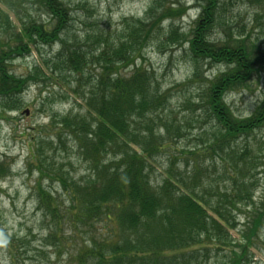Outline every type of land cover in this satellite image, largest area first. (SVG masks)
Instances as JSON below:
<instances>
[{
  "label": "trees",
  "instance_id": "trees-1",
  "mask_svg": "<svg viewBox=\"0 0 264 264\" xmlns=\"http://www.w3.org/2000/svg\"><path fill=\"white\" fill-rule=\"evenodd\" d=\"M29 1L45 21L25 9ZM165 1L151 0L143 18H123L114 29L91 25L78 34L64 0H0V110H19L28 87L42 82L63 90L60 98L71 104L50 117L56 145L40 139L27 159L38 179L52 181L54 174L63 189L57 198L37 183L35 194L46 238L57 249H72L70 264H202L212 252L213 264H247L258 245L264 254V189L254 196L256 170L264 173V145L254 135L264 128V97L246 117L235 116L226 101L264 75V43L243 31L232 36L225 0H200L188 32L178 37L172 21L184 12ZM238 1L264 27V0ZM217 29L222 38L213 37ZM151 41L159 49L186 44L183 54L194 68L184 83L203 77L205 64L223 66L198 90L201 119L194 115L198 106L184 101L191 107L186 127L209 124L191 147L207 157L192 164L169 158L160 179L152 177V164L183 129L171 115L158 116L169 111L170 90L161 91L153 70L138 63ZM52 45L57 51L39 54L25 76L12 73L13 60ZM47 149H58L64 164L54 163ZM71 158L82 165L81 175L70 170ZM8 172L4 158L0 177Z\"/></svg>",
  "mask_w": 264,
  "mask_h": 264
},
{
  "label": "rangeland",
  "instance_id": "rangeland-1",
  "mask_svg": "<svg viewBox=\"0 0 264 264\" xmlns=\"http://www.w3.org/2000/svg\"><path fill=\"white\" fill-rule=\"evenodd\" d=\"M27 1V0H26ZM73 10V22L71 28L78 34H84L91 25L104 27L110 25L111 29L118 26L123 18L140 19L143 18L145 10L148 8L151 0H64ZM226 13L228 20V28L231 29L232 36L236 33L249 34L252 39L257 42L264 43V27L262 23L253 22V12L247 6H244L238 0H225ZM176 2L180 4L183 16L173 19L176 36L185 35L193 19L195 18L200 0H166L164 6L173 5ZM25 9L37 20L45 21L42 14L31 11L32 1L26 2ZM170 20L166 21L163 26L169 25ZM220 29H217L213 37L222 38ZM216 34V35H215ZM142 50V58L138 63L153 70L154 77L158 82L161 91L170 90V105L166 110L158 112V116L165 117L171 115L174 121L182 123V138L170 141L169 151H162L156 163H153L152 177L160 179L165 171L166 162L169 158L177 157L185 159L188 163L199 161L207 155L196 152V148H191L199 144L198 136L206 129L209 124L200 121L193 124V127H186L182 122L184 117L190 115L191 107L186 106L184 101L190 100L198 106L194 115L201 119L202 111L199 107V99L197 93L203 86V80L212 77L218 70L223 69L222 65L205 64L200 67L202 73L201 78L194 80V83H184L191 76L194 64L185 59L183 49L186 47L184 43L166 46L159 49L156 41L148 42ZM181 46V47H180ZM31 49V46H29ZM58 48L53 45L50 48L32 50L29 56L17 58L11 62V71L16 76H25L34 62L39 60V54L46 55L51 51H57ZM124 75H128L130 70H122ZM256 76L247 86L242 87L235 93H228L226 101L235 116L246 117L255 108L256 103L264 97V75ZM53 83V82H52ZM64 83V81H63ZM234 92V91H233ZM64 91L51 83H40L39 85H31L22 96V106L17 111L3 112L0 110V160L7 158L9 172L6 176L0 177V264H70L71 248L64 249L50 246L47 240V224L41 219V209L38 207L37 195L35 188L37 183L41 184V188L51 191L57 198H62L63 189L57 183L56 177L53 175L52 181L40 177L33 168L27 166L28 154L30 147L34 148L40 139H52L54 145V131H50L52 126H48L50 117L53 113L67 112L71 104L61 99ZM65 97V96H64ZM70 97V96H69ZM51 98L53 100H51ZM78 103V102H77ZM77 108V107H76ZM255 140L264 145V128L254 133ZM249 148L254 150V141L249 137ZM198 148H201L198 146ZM198 151V150H197ZM46 155L54 159V163L63 161V156L58 153V149L49 153L47 149ZM189 153H195L193 156ZM264 156V155H261ZM263 160V159H262ZM73 164L70 170L81 175L82 165L71 158ZM177 162H182L179 160ZM58 165V164H57ZM262 168H258L255 174L257 181V189L255 197L258 198L264 189V173ZM212 176H216L218 171L211 172ZM41 179V180H40ZM239 226H242L245 220L242 216H238ZM232 233V232H231ZM233 238L238 239L236 233H232ZM258 249L249 250L247 264H264V254ZM215 252L209 254L208 263L199 259L202 264H213L215 259L211 256ZM219 259L221 253H217ZM201 258V257H200ZM215 263V262H214Z\"/></svg>",
  "mask_w": 264,
  "mask_h": 264
}]
</instances>
